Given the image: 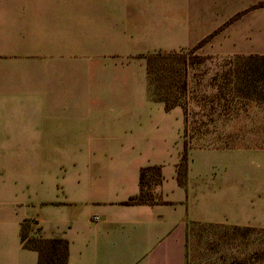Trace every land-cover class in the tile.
Instances as JSON below:
<instances>
[{
	"label": "crops",
	"instance_id": "crops-1",
	"mask_svg": "<svg viewBox=\"0 0 264 264\" xmlns=\"http://www.w3.org/2000/svg\"><path fill=\"white\" fill-rule=\"evenodd\" d=\"M246 1L0 0V264H38L24 225L66 239L68 264H186L191 222L264 228L253 151L192 148L184 167V111L147 74L211 35L205 52L238 53L221 43ZM147 166L155 203L125 204Z\"/></svg>",
	"mask_w": 264,
	"mask_h": 264
},
{
	"label": "trees",
	"instance_id": "trees-1",
	"mask_svg": "<svg viewBox=\"0 0 264 264\" xmlns=\"http://www.w3.org/2000/svg\"><path fill=\"white\" fill-rule=\"evenodd\" d=\"M205 42L206 40L202 41L190 50L157 51L146 56L150 98L165 103L167 109L180 106L184 111V166L189 149L238 147L232 146L230 139L220 137L225 132L222 128L235 120L250 103L264 107V54L231 56L213 73L210 74L211 70L205 69L198 75L194 70L204 64L208 57L195 58L193 54ZM210 135H215L214 140L220 144L200 143L189 147L195 136L209 140ZM184 176H181V181ZM161 181L159 166L142 168L141 192L124 203H155L153 189H150V193L146 189L152 186L154 188ZM234 228L242 234L253 229L251 226L238 225ZM31 233L29 225H24V246L38 251V264H68L69 243L66 239L45 238L35 232Z\"/></svg>",
	"mask_w": 264,
	"mask_h": 264
},
{
	"label": "rangeland",
	"instance_id": "rangeland-1",
	"mask_svg": "<svg viewBox=\"0 0 264 264\" xmlns=\"http://www.w3.org/2000/svg\"><path fill=\"white\" fill-rule=\"evenodd\" d=\"M225 26H232V34L230 33L229 38L223 39L221 46L224 47L230 40L233 44L232 49L235 48L238 53H208L205 52V48H202L203 46H200L195 50L194 57L207 56L208 60L201 66H197L194 70L196 74L199 75L205 69H210V74L213 73L231 56L264 54V37L262 36L264 0H247L225 22ZM212 36L203 41L210 40ZM222 129H225V132L220 137L230 139L232 146H238L233 149L253 151V154L247 158L248 163L252 164L248 179L253 183V201L258 204L264 199V107L257 103H250L235 120ZM215 135L208 136L209 140H202L195 136L191 139L189 147H195L200 143L220 144L214 140ZM184 171H181V176L185 175ZM152 182L154 183V180ZM154 188L153 186L147 188V193ZM147 197L150 196L147 195ZM234 226L227 223L191 222L186 238V264H264V228L251 226L253 229L250 232L242 234Z\"/></svg>",
	"mask_w": 264,
	"mask_h": 264
}]
</instances>
